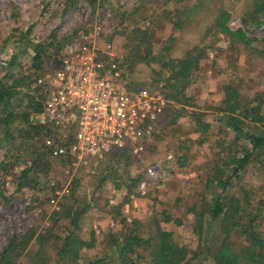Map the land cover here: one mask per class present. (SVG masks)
Segmentation results:
<instances>
[{
    "label": "rangeland",
    "instance_id": "1",
    "mask_svg": "<svg viewBox=\"0 0 264 264\" xmlns=\"http://www.w3.org/2000/svg\"><path fill=\"white\" fill-rule=\"evenodd\" d=\"M253 2L0 0V61L6 60L9 53L15 56L7 74H28L32 78L33 51L29 39L32 43L43 42L54 35L58 40H70L91 25L100 26L98 44L109 42L116 58L143 56L151 61L153 57L149 64L135 63L126 74L139 86L164 95L168 94L164 86L167 69H161L157 78L153 75L159 70L160 61L182 57L192 49L201 57L185 87L186 95L180 102L168 98L173 111L165 121L164 130L157 134L150 156L136 163L132 159L129 162L128 159L92 160L80 164L72 173L67 170L66 161L43 157V162L40 160L23 177L21 169L43 150L37 135L28 138L19 131L23 127L21 121L10 124V134L0 139V254L13 237L31 233L25 248L16 245L7 253L9 261L67 264V259L56 260L55 245L69 228L82 239L92 238V246L79 250L78 261L82 262L106 254L111 232L132 229L144 238L152 236L155 225H159L188 250L179 264H212L204 250L213 252L222 242L218 229L222 222H208V216L199 212L201 200H210L218 191L214 185H207V179L216 170L214 166L219 165L225 173L230 171L229 151L225 147L239 152L246 144L241 134L237 136L225 129L218 120L221 86L225 83L235 86L242 100L252 105L260 103L264 112V21L251 22L248 12L253 9ZM222 11L227 13L225 25L231 30L244 29L252 39L249 45L233 41L212 27ZM251 16L255 21L263 19L256 13ZM47 51L42 77L50 73L47 67L52 63V50L48 47ZM15 89L21 92L27 89L31 93L33 84L27 79ZM18 97V93L12 94L10 101L14 103ZM30 115L27 123L37 126L31 124ZM196 122L208 127L197 130ZM2 135L0 131V138ZM177 157L182 158L176 161ZM263 158L264 151L259 157L251 158L237 177L232 176V184L224 195L231 203L232 198L242 199L247 192V203H240L237 214L239 222L246 224V215L255 214L252 224L257 223L264 237ZM156 162H159L157 173L162 169L165 174L161 179L147 180L144 194L140 195L132 178L141 173L138 182L141 181L146 165ZM115 183L121 186L116 188ZM75 212L77 221L73 229L69 217ZM164 215L170 220L165 222ZM198 215H202L200 223ZM229 238L236 247L247 244L248 240L237 234L236 229ZM0 264L5 263L0 259ZM125 264H148V257L133 258Z\"/></svg>",
    "mask_w": 264,
    "mask_h": 264
},
{
    "label": "trees",
    "instance_id": "2",
    "mask_svg": "<svg viewBox=\"0 0 264 264\" xmlns=\"http://www.w3.org/2000/svg\"><path fill=\"white\" fill-rule=\"evenodd\" d=\"M254 13L259 14L263 19L255 21L251 16ZM248 14L253 24H259L264 21V0H254L253 9L249 11ZM226 19L227 13L225 11L220 12L213 21L212 27L216 28L233 41L249 45L252 39L246 34L245 30L240 27L233 30L229 29L225 25ZM242 24H245V20H242ZM68 41V38L58 40L54 35H52L50 40L43 42L32 43L29 39L28 42L31 44L33 51L31 57L32 78H30L28 74L6 73L7 68L14 61V53H9L6 60L0 61V70L2 72L0 75V131H2L3 134L0 139L10 134V124L15 121H21L23 127H21L19 131L24 132L25 136L28 138L37 135L39 138V147H42L43 150L39 152L37 157L32 159L27 166L21 169L20 174L23 177L28 176V172L32 171L40 160L43 162V157H47L46 150L42 145V136L46 134V129L41 126H31L27 123L28 114L35 113L42 108L46 85L37 83L36 79L42 77L45 71L43 68L44 59L48 58L49 54V51L46 52V48L49 47L50 50H52L51 67H47L51 72L58 65L60 47ZM195 51L196 49H192L182 57L171 58L167 61H160V59L156 60L161 63L159 70L153 73L155 78L158 77L161 69L166 68L168 71L167 76L164 78V86L168 94L163 95L169 101V104L165 113L155 122L150 134V140L143 144L141 156L138 157L132 154L129 147L125 146L120 149H114L100 161L107 158L115 160L128 159L129 162V159H132L136 163L138 159L142 160L150 156L149 154L152 152L153 144H156L157 137H159L157 134L164 130V127H166L165 121L168 115L172 114L173 111V103L168 98L180 102V98L186 95L185 87H188L190 76L192 72L197 69L198 62L201 59L200 55L195 54ZM152 60L153 57L151 58V61ZM116 61L127 80L129 89L139 87L140 83H135L133 78L126 74V70L131 69L130 67L134 66L135 63L143 62L145 65L151 63L150 59H144L143 56L135 59H133V57L130 59L127 57L121 59L117 58ZM27 79L33 84V89L30 91L31 93L27 92V89L24 92L17 91L15 88L17 86H22L23 81ZM17 93L19 97L14 103L11 102V95ZM221 94L218 120L225 129L230 130L237 136L241 134L243 138L246 139V144L241 146L239 152L234 151L230 146H226V150L229 151L230 173H225L224 169L219 165H215L214 169L216 170L207 179V185H214L213 187L218 188V191L214 193L210 200L202 198V209H199V212H203L202 215L206 214L208 216V222H213L215 220L222 222V225L218 229L223 239L222 242L214 248L213 252L209 249H205L204 252L210 257L212 264H264V237L256 227L257 223L252 224L253 219H255V214H253V216L249 214L246 215V224L240 223L237 216L240 211V203H247V192L243 194L242 199L236 197L232 198L231 203L226 201L224 195L226 193V188L230 186L229 184H232V176L234 178L237 177L239 172L243 170V167L251 158L259 157L261 152L264 151V112H261L260 103L252 105L242 100L239 91L230 83H225L221 86ZM207 127L205 123H195V128L197 130H205ZM181 158L182 157H177L176 161ZM141 177V173L136 174V176L132 178L133 185H135ZM114 186L119 188L121 183H115ZM262 202L264 203V198ZM202 215L196 216L198 218V223H200ZM76 218L77 212L69 217V224L73 226V229L76 226ZM163 220L167 222L170 219L167 215H164ZM121 221L124 222L123 218ZM235 229L237 230V234L244 235L245 238L248 239L247 244L239 247L234 245L229 237L232 230ZM49 230L48 228L45 232L47 233ZM198 231L199 228L197 229V232ZM30 236L31 233L13 237L9 241V245L2 250L0 259L3 260L5 264H14L12 260L9 261L7 259V253L11 252V249L16 245H22V247L25 248ZM108 236V240L110 241L108 243L109 250L106 254L80 262L78 261L79 250L84 247L92 246V238L90 236L89 240L82 239L68 228L66 233L59 238V241H57L55 245L56 260L65 261L67 259V264H125V262L130 263L133 258L141 259V257L147 255L148 264H179V262L184 259L186 252H188L185 247L179 245L172 239L169 231L162 229L159 225H155L152 236H146L144 238L139 236L132 229H127V232L122 230L114 231L108 234Z\"/></svg>",
    "mask_w": 264,
    "mask_h": 264
},
{
    "label": "built area",
    "instance_id": "3",
    "mask_svg": "<svg viewBox=\"0 0 264 264\" xmlns=\"http://www.w3.org/2000/svg\"><path fill=\"white\" fill-rule=\"evenodd\" d=\"M99 30V25H91L72 36L60 47L53 71L36 79L46 87L41 110L30 115L31 124L46 129L42 145L47 157L66 161L72 173L80 164L125 146L141 156L169 104L157 90L128 88L109 42L98 44ZM158 167L156 162L144 168L145 177L136 184L140 195L147 180L164 176L162 169L157 173Z\"/></svg>",
    "mask_w": 264,
    "mask_h": 264
}]
</instances>
